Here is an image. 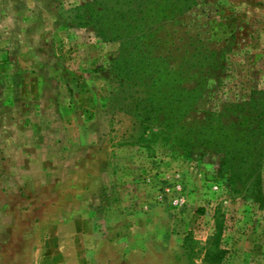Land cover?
<instances>
[{
    "label": "rangeland",
    "instance_id": "obj_1",
    "mask_svg": "<svg viewBox=\"0 0 264 264\" xmlns=\"http://www.w3.org/2000/svg\"><path fill=\"white\" fill-rule=\"evenodd\" d=\"M84 1L0 0V264H264V209L230 190L220 153L155 142L157 122L143 134L152 88L112 68L121 53L170 66L225 46L190 121L246 100L264 90V0H193L152 25L135 59L133 38L71 24ZM13 142L48 147L46 177L15 180L29 163ZM259 173L264 196V160Z\"/></svg>",
    "mask_w": 264,
    "mask_h": 264
},
{
    "label": "trees",
    "instance_id": "obj_2",
    "mask_svg": "<svg viewBox=\"0 0 264 264\" xmlns=\"http://www.w3.org/2000/svg\"><path fill=\"white\" fill-rule=\"evenodd\" d=\"M192 3L193 0H87L71 10L74 15L70 22L90 27L102 41L133 38L131 51L135 59L142 53L136 43L155 22L176 19ZM224 47L209 51L202 60L203 51L199 49L191 55L193 59L182 56L181 63L170 66L158 56L154 67L141 59L127 64L121 53L112 68L128 82L138 80L144 88H152L140 115V123L145 125L143 134L157 122L156 129L148 132L155 142L173 143L184 151L198 145L220 153L217 173L228 174L230 190L247 191L253 202L264 209L259 173L264 160V90H253L248 99L225 103L193 121L189 117L191 111H204L198 102L207 78H218L217 70L226 54ZM120 85L125 84L120 81ZM224 111L231 113L230 119L222 116ZM150 114L155 115L151 118ZM146 140H141L144 146L150 143Z\"/></svg>",
    "mask_w": 264,
    "mask_h": 264
},
{
    "label": "crops",
    "instance_id": "obj_3",
    "mask_svg": "<svg viewBox=\"0 0 264 264\" xmlns=\"http://www.w3.org/2000/svg\"><path fill=\"white\" fill-rule=\"evenodd\" d=\"M23 146V142H13V144L8 147V152L12 154L13 160L28 158V168L25 169L17 165L13 167V174H15V180H17L22 187H29L34 184L35 179H42L43 176L46 177L43 163L49 158L48 147L44 148L43 145L39 144L38 147H35L33 152L27 153L21 152Z\"/></svg>",
    "mask_w": 264,
    "mask_h": 264
}]
</instances>
